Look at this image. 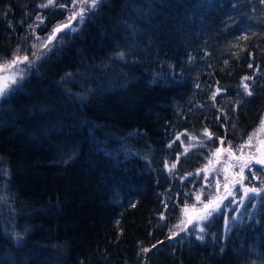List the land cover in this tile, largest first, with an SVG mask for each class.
<instances>
[{
  "label": "trees",
  "instance_id": "16d2710c",
  "mask_svg": "<svg viewBox=\"0 0 264 264\" xmlns=\"http://www.w3.org/2000/svg\"><path fill=\"white\" fill-rule=\"evenodd\" d=\"M73 1L0 0V61L68 23ZM92 9L0 99V264H264V195L226 202L203 241L169 239L185 203L215 197L194 174L263 117L264 3Z\"/></svg>",
  "mask_w": 264,
  "mask_h": 264
},
{
  "label": "snow or ice",
  "instance_id": "6c2138e0",
  "mask_svg": "<svg viewBox=\"0 0 264 264\" xmlns=\"http://www.w3.org/2000/svg\"><path fill=\"white\" fill-rule=\"evenodd\" d=\"M56 2V0H47L46 4H42L40 5L41 7H48L49 5H54ZM83 3L87 4L88 0H82ZM99 2V0H91V5L90 7L94 8L96 6V4ZM262 3H264V0H261ZM85 9H81L80 12L78 13H74L72 19H75L77 15L80 16V20L81 22L84 19V13ZM36 19L38 21H40L41 24H43V19L40 16H37ZM29 27H32V25H29ZM68 24H58L52 31V33L48 36L47 40L44 41L43 43H41L39 46L36 44L32 45V48H39V49H47L48 51H51V48H49V45L52 44V41L56 39V34L63 31L64 28H67ZM242 38L247 39V36L244 35ZM37 39H39V37H37ZM235 46V45H234ZM52 47H55V45H52ZM19 51L20 49L17 48V50L13 53V58L8 61L6 60L3 64H0V98H4L5 96H7L10 92L14 91L13 88H11V85H17L20 83V81H22L24 79V74L25 72H27L29 69H31L34 65L36 60H39L43 57L44 53L43 51H39V52H33L31 55L34 59H29V56L27 54L20 56L19 55ZM123 55V54H121ZM225 63H227V61H225ZM20 64H24L26 65V67L21 68L19 67ZM252 65L250 64L249 67H251ZM250 77L245 76L243 78L244 81L249 80ZM197 87H199L197 85ZM243 88H244V92L246 93L247 96L251 97L253 95V92L250 90V86L245 83L243 84ZM217 92H219V89H217ZM212 100L216 99V95L213 94L211 97ZM242 101H237V105L242 104ZM259 130H264V117L261 118L260 120V126H259ZM204 135L208 136L209 139L212 138L211 133L208 132L207 129H204ZM255 135V133L250 134L248 136V139L246 141H244L243 143L235 146V152L236 153H241L243 154V150L245 149V147L249 148L250 150L254 148L253 145V136ZM177 139H180L179 137H177ZM260 147L259 148H255V152L258 153V155L255 154H249L246 160H243V155L241 156H235V154L231 151V149L233 148V146L231 145V142H229L228 145V149H224L222 147L219 148H215L213 155L217 156L219 158V156L221 155V153H223L224 151H228V154L230 157L235 158L236 160H243V163L240 165L239 167V172L236 173V175H238L240 177V181H243L244 179H247V177L244 176V172H245V168L248 169L249 173L251 174L252 178H259L261 180V186L260 187H246L244 188V196L245 197H249V193H251L254 196H258L261 194V192H264V176L262 177H257V173L261 172L262 169H264V140H261L260 142ZM220 144L223 145L224 144V140L221 139L220 140ZM169 147H171V145H169ZM217 162H219V159L217 160ZM209 163H211V161H209ZM256 164V165H260L261 168H258L256 170H253L251 165L252 164ZM166 167H168L167 163L165 165ZM176 168V164L173 163L171 165V167L169 168V171L171 172L172 169ZM203 171H207V169H203ZM228 169L225 168V172H227ZM203 179L207 180L208 177L207 175H205L203 177ZM224 184H223V188L225 190V193L227 194V196H231L232 195V191L229 189V184H228V176L225 175L224 176ZM238 181V182H240ZM216 186L217 189L220 186V181L216 180ZM241 187H243V184H241ZM226 197L220 198H212V196L210 195L207 202L203 203V208L200 210H197L195 205H192L191 207V211L192 213H194V215H189V206L187 205V203H185L184 208L182 209V212L186 215V219H180L179 223H177L176 225H174L173 227L178 229L179 231H171L170 230V235H169V239H172L176 236H178L180 234V232H191V234L195 235V238L197 240H201L203 241L205 239V234H206V229L210 226L211 220L214 218L215 214L219 211L221 204L223 203V199H225ZM251 198V197H249ZM197 201L200 200V196L197 195L196 197ZM224 207H227V205H224ZM162 220L164 219L163 214L160 217ZM153 248L156 247V245L152 246ZM151 249L150 248H142L141 252L147 254L148 252H150Z\"/></svg>",
  "mask_w": 264,
  "mask_h": 264
},
{
  "label": "rangeland",
  "instance_id": "374dc122",
  "mask_svg": "<svg viewBox=\"0 0 264 264\" xmlns=\"http://www.w3.org/2000/svg\"><path fill=\"white\" fill-rule=\"evenodd\" d=\"M90 5H91V0H88L87 4L83 3L82 0H74L72 6L70 7L69 16L67 18V21H69L67 23L68 27L64 28L63 31H61V32H64L65 30H67V32L68 31L69 32L76 31L77 26L81 23V20H80V16L79 15H77L75 19H72L74 13L80 12V10L83 8V9H85V11L83 13L84 18H85L86 17V13H88V11L90 9H92V7H90ZM83 21H84V19H83ZM57 34H56V37L58 36ZM49 35H46L43 38H39V39H37V38H35L33 36V39L31 41V43H28V46H30V48H29V50L27 52H29L31 50H33V52H38V50L39 51H45L46 49H42L41 50L39 48H32V45L36 44V45L39 46L41 43H43L44 41L47 40ZM27 52L23 53V52L19 51V55L23 56ZM29 59L31 60V59H34V58L32 56H29ZM8 61H10V60H8ZM4 62L5 61H0V64H3ZM19 67L24 68V67H26V65L20 64ZM28 72H29V70L27 72H25L24 77L27 75ZM0 74H2V73H0ZM15 86L16 85H11L10 87L11 88H15ZM263 117H264V115H263ZM259 126H260V124H259ZM259 126L256 129V131L253 132V133H255V135L253 136L254 148L250 150L249 148L245 147V149L243 150V154L233 152L235 154V156L243 155V160H246L249 154H255L256 155L255 148H258V146L260 145L259 142L261 140H264V130H259ZM183 145H184L185 149H187V148L194 149V148L202 147L201 144L197 143L194 139H191V138H187L186 144H183ZM222 148H224V147H222ZM224 149L227 150V148H224ZM213 152L210 154V157H209L208 161L206 162V164L199 171H197L194 174V176L196 178H202L203 179V177L205 175H207L208 179L207 180L203 179V180L207 184H210V182H211L214 185V187H215V195H214L215 197H214V199L217 198V197H220V198L226 197L225 199H223V203L221 204V207H220L219 211L220 210H224V208H225L224 205L228 201H232V202L238 201V205L241 207L245 202H247L249 200H256V199H258V197L264 195V192H261V194L258 195V196H254L251 193H249V197H251V198L245 197L244 196V188H246V187H260L261 186V180L257 179V178H254L255 181L254 180L252 181L251 186L245 185V179L243 181H240V177L238 175H236V173L239 172V167L243 163V160H239L238 161L235 158L230 157L229 154H228V151H224L223 153H221L219 158L217 156L213 155ZM218 159H219V162H217ZM209 161H211V163H209ZM252 165H251V167H252ZM205 168L207 169V171H203V169H205ZM225 168L228 169L227 172H225ZM247 173H248V169L245 168V172H244V176L245 177H246ZM225 175L228 176L229 189L232 191V195L231 196H227V194L225 193V190L223 188V184L225 182L224 181V176ZM261 176H264L263 173H262ZM216 180L220 181V186H219L218 189H217V186H216ZM238 181H240V182H238ZM241 184H243V187H241ZM197 195L200 196V200L199 201H197V199H196ZM197 195L194 197L195 203L193 205H195L197 210H200V209L203 208V203L204 202L202 200L201 194L198 193ZM233 204H235V203H233ZM191 207H192V205H189V215H194V213H192V211H191ZM182 218L186 219L187 217L181 211L180 219H182ZM176 230L179 231L178 229H176ZM10 234H11V232H10ZM180 234H191V232L190 231L189 232H180Z\"/></svg>",
  "mask_w": 264,
  "mask_h": 264
},
{
  "label": "water",
  "instance_id": "95a60500",
  "mask_svg": "<svg viewBox=\"0 0 264 264\" xmlns=\"http://www.w3.org/2000/svg\"><path fill=\"white\" fill-rule=\"evenodd\" d=\"M259 147H260V146H259ZM259 147H258V148H259ZM257 155H258V153H257ZM255 165H256V164H255ZM256 166L261 167L260 165H256Z\"/></svg>",
  "mask_w": 264,
  "mask_h": 264
},
{
  "label": "bare ground",
  "instance_id": "6f19581e",
  "mask_svg": "<svg viewBox=\"0 0 264 264\" xmlns=\"http://www.w3.org/2000/svg\"><path fill=\"white\" fill-rule=\"evenodd\" d=\"M258 126H259V125H258ZM258 126H257V128H258ZM257 128H256V129H257ZM256 129L254 130V132L256 131ZM252 134H253V133H252Z\"/></svg>",
  "mask_w": 264,
  "mask_h": 264
}]
</instances>
